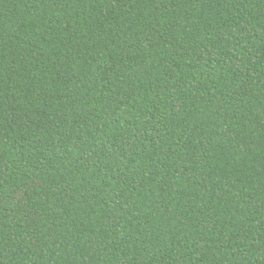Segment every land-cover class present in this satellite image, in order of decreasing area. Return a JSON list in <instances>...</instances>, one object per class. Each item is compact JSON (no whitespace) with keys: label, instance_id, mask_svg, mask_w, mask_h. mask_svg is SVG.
Wrapping results in <instances>:
<instances>
[{"label":"trees","instance_id":"1","mask_svg":"<svg viewBox=\"0 0 264 264\" xmlns=\"http://www.w3.org/2000/svg\"><path fill=\"white\" fill-rule=\"evenodd\" d=\"M0 264H264V0H0Z\"/></svg>","mask_w":264,"mask_h":264}]
</instances>
